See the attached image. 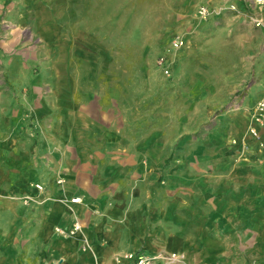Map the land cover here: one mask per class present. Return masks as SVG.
Segmentation results:
<instances>
[{
	"label": "crops",
	"instance_id": "obj_1",
	"mask_svg": "<svg viewBox=\"0 0 264 264\" xmlns=\"http://www.w3.org/2000/svg\"><path fill=\"white\" fill-rule=\"evenodd\" d=\"M7 39L0 42V264H122L126 252L160 250L184 253L185 264H264V126L244 139L241 159L194 154L215 173L225 167V183L183 176L171 191L156 178L160 159L137 148L130 119L137 102L107 100L86 82L75 90L67 58L52 59L53 41L42 56L37 43L21 51ZM74 196L81 202L71 204ZM74 220L80 233H56Z\"/></svg>",
	"mask_w": 264,
	"mask_h": 264
},
{
	"label": "rangeland",
	"instance_id": "obj_2",
	"mask_svg": "<svg viewBox=\"0 0 264 264\" xmlns=\"http://www.w3.org/2000/svg\"><path fill=\"white\" fill-rule=\"evenodd\" d=\"M243 8L242 0H0V42L9 36L21 51L37 43L45 56L53 41L52 59L67 58L75 90L86 82L107 100L137 102V148L160 159L159 185L178 191L183 176L225 183V167L215 173L194 154L241 159L244 139L264 126L253 119L264 100V33Z\"/></svg>",
	"mask_w": 264,
	"mask_h": 264
},
{
	"label": "built area",
	"instance_id": "obj_3",
	"mask_svg": "<svg viewBox=\"0 0 264 264\" xmlns=\"http://www.w3.org/2000/svg\"><path fill=\"white\" fill-rule=\"evenodd\" d=\"M244 2V8L241 13L246 17L253 26L260 29L264 33V0H242ZM200 13L204 15L206 13V8L201 7ZM181 44V42H179ZM256 112H261L262 117L253 116L255 123L260 125L264 124V100H260L256 105ZM253 134H255L253 129H250ZM38 186V187H37ZM38 190H42V185L35 184ZM24 202L28 203L33 201L34 198L30 196H24ZM71 204L80 203V198L78 196L71 197L69 199ZM80 224L77 220H74L70 227L68 228H56V233L61 236H71L75 232L80 230ZM119 261L123 260V264H156L160 262L161 264H185V254L182 252H167V251H157L154 254H145L141 252H126L119 256Z\"/></svg>",
	"mask_w": 264,
	"mask_h": 264
},
{
	"label": "bare ground",
	"instance_id": "obj_4",
	"mask_svg": "<svg viewBox=\"0 0 264 264\" xmlns=\"http://www.w3.org/2000/svg\"><path fill=\"white\" fill-rule=\"evenodd\" d=\"M257 116L262 117V113H261V112H260V113L258 112V113H257ZM34 186H35V185H34ZM37 187H38V186H37ZM37 187H36V188H37ZM77 233H80V231L75 232V233H74L73 235H71V236H75ZM71 236H70V237H71ZM88 249H89V248L86 247V250H88Z\"/></svg>",
	"mask_w": 264,
	"mask_h": 264
}]
</instances>
